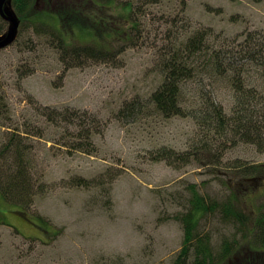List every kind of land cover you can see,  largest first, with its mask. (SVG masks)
Listing matches in <instances>:
<instances>
[{
	"label": "rangeland",
	"instance_id": "1",
	"mask_svg": "<svg viewBox=\"0 0 264 264\" xmlns=\"http://www.w3.org/2000/svg\"><path fill=\"white\" fill-rule=\"evenodd\" d=\"M131 1L137 24L127 39L118 35L128 31L129 8L123 6L130 0H116L123 6L109 5L103 14L97 6L88 7L113 29L114 36L107 40L99 42L87 30L83 34L69 30L65 36L70 45L78 44L74 40L79 38L91 41L84 43H108L114 50L110 59L68 67L42 26L22 20L16 41L0 51V124L21 134L16 125L32 119V126L43 130L39 137L24 134L31 148L29 172L38 182L26 180L28 186L36 184L32 207L24 214L0 196V264H173L184 238L181 211L192 192L222 203L232 189L245 216L255 219L260 211L264 175L245 181L238 162L264 164V148L239 141L232 129L229 140L212 145L210 129L219 125L213 117L203 125L202 115L211 104H196L204 81L218 110L221 105L232 123L239 104L247 100L237 99L227 76L211 82L203 72V78L197 75L183 86L179 104L193 105L198 121L166 119L150 97L163 82L161 56L169 41L208 29L209 37H201L204 49L229 53L237 62L247 35L255 34L256 41L264 35V0H159L148 7ZM36 9L41 17H56L48 0H38ZM0 27L8 29L1 18ZM69 58L67 62H74ZM207 59L198 55L196 60ZM252 72L246 71L244 77ZM260 76L258 97L264 101V68ZM132 103L139 106L129 113ZM38 106L55 108L61 115L72 111L90 122L86 128L100 132L93 136L95 153L77 148L74 137L83 140L80 136L87 134L76 117L53 124L38 116ZM234 106L236 110L228 109ZM6 130L2 127L1 135ZM239 131L243 136L244 126ZM158 152L167 153L175 163L154 158ZM189 156L192 159L186 160ZM36 224H46L50 233ZM199 231L211 234L215 246L238 232L220 216L204 219ZM243 255L239 250L229 264H246L248 259L264 264V254Z\"/></svg>",
	"mask_w": 264,
	"mask_h": 264
},
{
	"label": "trees",
	"instance_id": "2",
	"mask_svg": "<svg viewBox=\"0 0 264 264\" xmlns=\"http://www.w3.org/2000/svg\"><path fill=\"white\" fill-rule=\"evenodd\" d=\"M115 1L79 0L78 2V0H48L49 9H51L52 13L56 14V17L53 15L47 17L43 13V17L38 15L36 13L38 0H13V7L23 23L30 21L32 25L39 23L42 26V33L45 37L52 40L53 48L58 49V54L61 57L60 61L64 65L68 64V67H72L84 61L91 63L110 59L114 50L108 43L104 42L106 45H97L94 42L84 43L91 41H82L79 38L78 40H74L79 42L78 44L70 45L66 41L65 36H67L69 30H76L80 34H83L87 30L96 39H100V41L98 40L99 42L102 39L103 41L107 40V36L112 34L113 29L108 27L109 24L103 18L101 19L100 15H95L88 7L97 6V11L103 14V9L109 8V5L123 6V3L117 4ZM135 1L143 4L145 7L159 2V0ZM132 3L133 1L130 0L129 4L123 6L124 9L129 8V12L126 18L128 31H120L118 35L122 39H127L126 37L129 35L130 30L134 29L137 24L135 21L136 12L131 5ZM55 23L60 25L59 29ZM115 27L120 28L117 25ZM209 31L208 29H198L196 32L184 37L181 41L178 40L176 43L169 41L170 46L164 48L161 56L162 68L160 72L163 82L151 94V102L156 112L166 119L192 117L198 121L196 116L197 111L192 107L193 105L186 108L181 107L179 104L183 86L197 75H201L203 78V72L208 74L205 77H209L208 81L211 82L213 80L216 82V79L221 78L222 75L227 76L228 82L233 85L237 99L247 101L239 104V109L236 111L231 123L230 117L227 116L224 108L220 105L221 111H219L218 102L215 98H211L210 92L203 87L204 81L199 84L200 88L197 91L198 101L196 104H211L202 114L204 116L203 125L209 124V120L212 117L216 120V124L219 125V127L216 126L210 129V141H213L212 145H216L221 140H229L228 132L229 129H232V132H237V135H240L237 137L239 141L247 144H256L260 149H263L264 113L262 110L264 109V101L258 97L260 95L258 82L263 79L260 76V72L264 68V35H258L259 40L256 41L255 34H248L243 44L240 45L242 48L240 50L241 55L245 61L240 55L236 54L239 60L235 62L233 57H228L229 53H215V51L210 53L207 47L204 49L205 43H203L204 41L201 40V37H209ZM4 33V27H0V35ZM99 33H102V36H99ZM198 55L206 56L208 59L200 62L196 60ZM69 56L75 58L74 62L66 61V58L70 59ZM245 68L249 69L245 70ZM249 70H254V72L248 76L246 74L244 77L246 71ZM206 90L209 93L210 100L206 99ZM136 106H139V104H129L127 111L131 113ZM2 107V103L0 102V111ZM228 109L236 110V106L231 109L228 107ZM36 110L39 112V117H45L53 124H59L58 120L60 119L66 121L69 118L67 121H72L76 117L78 125L81 126L80 130L87 134V138L80 136L83 140L74 137L73 140L77 143V148L88 155L95 153L93 136L100 132L97 128L93 130L87 129L86 123L90 122L87 120L84 122L81 115L76 116V113L72 111L61 115L57 109L47 106H38ZM48 120L43 124L48 123ZM32 122V119H28L24 120L22 124L16 125L20 127L21 134L16 133V131L11 132V126L0 124V196L5 203L21 207L24 214L32 207L35 200L34 196L37 192L36 184H31L32 186L27 185L28 181H37L29 172L28 164L31 165L29 151L31 148L27 147L28 144L25 143V140L29 137L24 136V134L39 137L43 133V130H40L38 126L33 127ZM241 126H244L243 136L239 131V127ZM2 127H7L3 135H1ZM224 130H226L225 135ZM214 136H216V139H214ZM153 157L166 160L171 165L175 163V161H171L170 156L165 152H158ZM189 159L192 158L189 156L186 160ZM238 163V167H241L240 173L243 175L245 181H257L264 175V164L247 166L241 162ZM16 164L19 166L17 167ZM7 172H11L10 175ZM42 186V183L39 184L38 189L40 190ZM238 196L237 192L235 193L234 190L230 189L227 199L220 203L216 200H210L204 195L192 192L191 199L188 201L185 210L181 211L179 221L183 227L184 238L180 252L174 259L173 264H229L231 258L239 250L244 251L243 257L252 255L253 253L264 254V200L260 211L256 214V218L252 219L250 215L245 216L237 208L236 204L238 202L236 197ZM212 216H220L223 221L233 224L238 230L231 240L225 239L219 246L214 245L211 234L199 231L201 222L204 219L209 220ZM37 226L42 231L44 230L43 232L50 233V230L46 228V224ZM246 264H251L249 259Z\"/></svg>",
	"mask_w": 264,
	"mask_h": 264
},
{
	"label": "water",
	"instance_id": "3",
	"mask_svg": "<svg viewBox=\"0 0 264 264\" xmlns=\"http://www.w3.org/2000/svg\"><path fill=\"white\" fill-rule=\"evenodd\" d=\"M0 16L8 23V30L0 35V50L9 47L18 38L20 20L12 7L11 0H0Z\"/></svg>",
	"mask_w": 264,
	"mask_h": 264
}]
</instances>
